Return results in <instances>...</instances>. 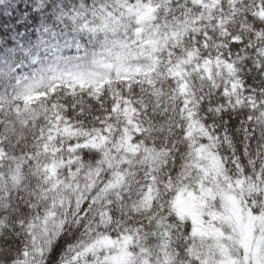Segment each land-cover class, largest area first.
I'll list each match as a JSON object with an SVG mask.
<instances>
[{"label": "snow or ice", "instance_id": "6c2138e0", "mask_svg": "<svg viewBox=\"0 0 264 264\" xmlns=\"http://www.w3.org/2000/svg\"><path fill=\"white\" fill-rule=\"evenodd\" d=\"M0 264H264V0H0Z\"/></svg>", "mask_w": 264, "mask_h": 264}]
</instances>
